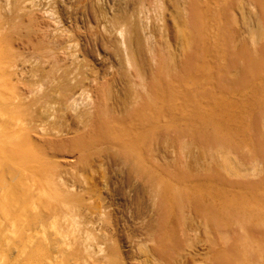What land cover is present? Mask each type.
<instances>
[{
	"label": "rangeland",
	"instance_id": "obj_1",
	"mask_svg": "<svg viewBox=\"0 0 264 264\" xmlns=\"http://www.w3.org/2000/svg\"><path fill=\"white\" fill-rule=\"evenodd\" d=\"M22 6L30 8L12 16L10 32L30 41H17L16 58L36 61L26 64L36 70L29 83H44L24 104L38 113L48 99L57 111L55 128L70 131L54 138L56 152L43 158L60 186L76 195L66 201L78 222L71 238L79 259L86 245L102 251V264H264V226L257 227L264 225V46L251 38L249 7L228 11L232 38L195 36L187 46L185 20L200 9L203 21L191 24L193 34L216 32L215 10L193 9L189 0H23ZM250 61L257 62L253 70ZM65 83L79 99L77 112L63 108ZM88 104L92 114L78 117ZM107 121L120 144L99 138L95 123ZM75 142L76 151L69 150ZM124 144L135 145L148 173ZM55 208H40L41 221L25 235L48 228ZM9 224L0 221V251L7 249ZM61 224L66 228L67 219ZM21 249V243L10 248V261Z\"/></svg>",
	"mask_w": 264,
	"mask_h": 264
},
{
	"label": "bare ground",
	"instance_id": "obj_2",
	"mask_svg": "<svg viewBox=\"0 0 264 264\" xmlns=\"http://www.w3.org/2000/svg\"><path fill=\"white\" fill-rule=\"evenodd\" d=\"M189 2L191 4V7H193V9L195 8L194 6H196L197 8V4H198L199 6L198 8H201V6L203 5L207 8V10L210 9L215 10L216 18H214V21L215 19L218 20V25L216 26L218 27V30L216 32L212 31V33L211 31L204 32V35H202V33L199 32L197 33V35L193 34L191 30V24H198V22L200 23L203 21L201 10L198 9L195 12L196 13L195 19L189 16L185 20L186 28L184 29L183 32L186 38L187 46L191 45L190 42L196 40V37L198 38L197 40H200L199 37L201 38L203 36L205 37L209 36V38L214 37L215 39L221 41L232 38L233 29L230 26L231 21L227 17V15H228V11L235 5H239V6L246 5L249 7V9L251 10L250 11L251 15H249L248 19L253 23L251 27L248 28L251 38L253 41L257 43L262 42L264 46V0H189ZM22 4H23V0H0V221L10 223L9 227L6 226L8 231L5 234V237L4 238L2 237L3 241H5L7 249H5V251H0V264H102L106 261L107 257L104 254H101L102 252L101 250L99 251L100 254L98 253L97 255L95 251L90 250L86 245H82L81 251L83 253H81L80 251L79 254H83V256L86 258L79 259L81 256L76 254L75 248L73 249L72 243L74 241L72 240L71 237L77 232L76 230L78 228L77 226L78 222H76V220L74 219V216L72 214L68 202L66 201V198L71 200V198H74L76 195L73 194V191L71 193L69 190H67V188L63 189L62 186H60V182L57 181L55 174L48 167L47 161L43 158L45 156L47 158V154L49 155V153L53 155V153L56 152V145L59 144L58 142H54L55 140L54 138H60L62 137L63 134H70V131L67 129L62 130L55 128V125L53 123V117L56 118L57 111L55 110V108H53L52 105L48 104V99L45 102L46 105L44 106L46 109H43L41 112L40 111L38 112L39 114L44 115L42 119L37 118L38 113H36L35 110L29 109L28 105L26 106L24 104L26 99L27 101L29 99L34 100L37 97L39 91L44 90L42 88L44 86V83H40L39 85H38L39 82H35L32 84L29 83L27 75L35 74L36 70L31 66H26V64L30 63L33 65V63L36 61L33 62L31 59H27L24 57L17 61L16 58L17 41L21 43L25 41L27 42L30 41L28 40L30 38V36L28 35L27 37H19V39L16 40L14 37H12L10 32L11 30H15L16 28L13 24H11L12 16H14V14L16 15L19 14V12L22 10L25 11L27 8H30L28 6H22ZM198 25L195 27L202 28L201 26ZM28 34L30 33L28 32ZM195 52H193L192 55L189 53L188 57L190 56L193 57ZM237 54L239 55L241 53H237ZM234 55H236V53ZM257 60L259 62V59ZM256 63L257 62L255 61L253 62L250 61V65H251L250 69L253 70L254 66H256L255 65ZM34 64L37 65L36 63ZM250 76L253 75L250 74ZM234 80L235 81L238 80V76ZM61 99H63L64 101L63 108L65 110L77 112L79 99L77 98L74 90L68 87L66 83H65V94ZM143 103L145 104V102ZM88 106H90V104L85 106L84 110L78 113L79 114L78 117L82 116L83 113H85L86 115L92 114L91 108H88ZM259 109L264 110V103L259 104ZM257 112L256 115L260 113L258 112L257 114ZM144 115L145 114L142 113L141 111L138 112L135 120L136 121L141 120ZM48 117H51V119ZM97 117H98V111H97ZM105 122L106 121L104 119V123ZM101 123H103V121ZM95 124L98 127L99 125L101 126V128L99 129L100 131L98 130L100 132L99 138L104 139L105 141H107V143L111 141L110 143H113V145H115V143L116 144L121 143L122 141V137H120L121 134L117 133V129L115 127L114 129L113 127L111 128L110 125L108 126V121H107V125H101L97 123ZM252 134H253V129H252ZM81 141L78 142L76 140V142L79 143L78 145L80 147H83V149L86 148L87 144ZM74 144L73 146H69L71 147L69 150L72 149L73 151H76L75 149L77 148V143L75 145L76 147L74 146ZM134 146L135 145L132 144L129 145L124 144L121 147L128 150V152L130 151L133 154H135L140 165L139 166L137 164V167L139 166L143 168L142 170L143 172L144 170L145 172H147L148 169L142 165L143 160L142 157L140 156L139 151L137 152L133 150ZM43 150L45 151V154ZM67 152L70 153V151ZM81 155L83 156L82 153ZM80 156L79 158L82 157ZM173 197L174 196L172 195V198ZM192 197L195 196L193 195ZM44 202H46V204H44ZM195 202L197 205L198 201L195 200ZM53 205L56 207L55 208L56 210L58 208L59 212L55 215L56 217L52 219L51 223L47 222L49 224L47 225L48 228L46 227V225L45 226L42 225L41 228H39L40 232L35 234L32 233L29 234L28 236L25 235V231H28L29 233L30 228L35 226L36 223H38L39 219L41 221V216H43L42 213H44L45 211L41 212L40 208L41 209L43 208V210L45 209L46 211L52 210L51 207H53ZM227 207H229L230 209L238 208L237 205L232 206V204H230ZM227 210L229 209L227 208ZM230 211L231 210H229L228 212ZM228 212L227 215L225 216V219L229 218ZM248 214H249L248 216L249 218L253 217V215H251V211ZM215 217L218 220L217 214L215 215ZM64 218H66L68 221V226L66 228L61 224V220ZM259 224L260 225H257V227L264 226L261 223ZM245 225L246 224L244 223L243 226ZM249 225H247V227ZM252 226H250L249 229ZM257 227L253 226L252 228H257ZM51 237H53V240H50ZM18 243L22 244V249L19 252H17V256L14 257L12 261H10V257L12 258L13 254H11L10 256L9 250ZM0 247L2 248V246ZM52 249H53V256L50 255V251ZM94 255L95 256L97 255V257L95 258ZM49 256L53 257V261L51 260L49 261V259L51 258V257L49 258ZM88 259H92L93 261L90 263Z\"/></svg>",
	"mask_w": 264,
	"mask_h": 264
}]
</instances>
